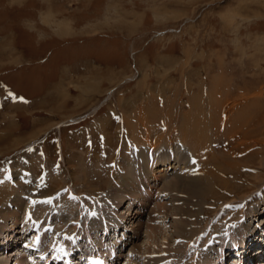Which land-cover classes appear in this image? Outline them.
<instances>
[{
    "label": "rangeland",
    "instance_id": "rangeland-1",
    "mask_svg": "<svg viewBox=\"0 0 264 264\" xmlns=\"http://www.w3.org/2000/svg\"><path fill=\"white\" fill-rule=\"evenodd\" d=\"M194 101H201L205 113L212 109L217 123L219 110L225 107L232 123L248 124L244 128L250 130L248 134L237 138L245 143L239 148L233 144L234 156L225 145L217 153L218 166L226 174L223 181L229 186H215L208 200L204 195L198 241L191 244L178 237L182 218L175 215L187 197L173 198L163 192L159 196L166 181L161 177L155 190L158 186L150 178L153 192L144 216L135 218L142 203L128 201L116 208V220L110 215L100 223L114 227L125 220L124 210L134 203L125 232L129 236L132 231L133 243L129 246L123 240L131 252L125 264H159L152 257L168 256V248L178 250L180 257L190 251L183 261L160 264H202L192 258L203 244L205 249L212 247L209 261L219 264L222 240L209 236L211 230L216 228L219 234L229 211L241 213L242 221L249 220L250 225L254 209H260L264 201V0H0V195L3 187L15 190L9 203L0 200V238L16 222L19 232L35 228L24 227L26 210L16 207L15 197H24V208L43 204V217H32L35 224H45L47 219L54 227L66 223V232L50 237L58 245L68 247L64 244L82 237L86 228V235L94 234L98 225L90 227L89 219L101 216L89 212L108 192V186L98 185L95 173L112 181L117 169L127 171L128 161L137 164L139 151L150 160L154 151L150 147L157 148L154 155L170 151L166 132L180 126L186 112L194 109ZM145 114L149 118L144 123ZM125 119L137 127L132 128L135 134L128 132ZM81 165L88 173L87 185L77 178ZM180 172L171 170L168 181ZM29 184L44 187L47 193L40 196L36 190L31 197L24 192ZM262 227L256 236L264 232ZM227 247L228 253L235 251L234 245ZM263 260L264 256L245 264Z\"/></svg>",
    "mask_w": 264,
    "mask_h": 264
},
{
    "label": "bare ground",
    "instance_id": "bare-ground-1",
    "mask_svg": "<svg viewBox=\"0 0 264 264\" xmlns=\"http://www.w3.org/2000/svg\"><path fill=\"white\" fill-rule=\"evenodd\" d=\"M229 96H230V94H229ZM210 100H212V99H210ZM216 100L217 99L215 98V101ZM229 100H230V97L228 98L227 101H229ZM198 102H199V104H198ZM218 102L219 101L217 100L216 103H218ZM193 104L195 105L194 109H192L190 107L192 110L189 112H186L183 121L182 120H181L182 122L180 121L181 124L179 127H177L179 130H176L177 128L175 127L176 129H173V130L170 129V131L167 130L168 132H166V133H168L167 137H169L168 140L170 143V146H169L170 151L163 149L164 151H161V153L159 151V154L154 155L157 148L155 149L154 147H150V149H152L151 151L154 150L153 154L151 155L152 156L151 160L148 157L144 156V152L139 151V153H138L139 157L138 158L136 157L137 158V164L135 162V165H134L132 162L128 161L130 164L127 162L128 166L125 165V170H127V171L124 172V174H123V168L120 169L121 171H117L118 170L117 169L116 170L117 174H115V176H114V174H112V176H114V180L111 178L113 182L110 179L105 180V178H103L101 175L99 177L95 173V176L98 177V182H97L98 185L99 186L105 185L106 187L108 186V192L104 195L105 202H104V200L98 201L96 203L95 208L89 212V213H95V214H98L101 216L99 220H97L95 218H91V220H90L88 218L89 219L88 224L90 225V227L94 223H95V225L99 226L100 223L104 222L103 219L106 217L109 218L110 215H111L110 218H112L113 220H116V218H117L116 216L118 214L116 211V208H119L121 206V204L125 205L128 201H131V202L134 201V203H135L137 200L140 203V205L142 203V205L140 207H137V210L135 213V216H136L135 218L138 219V218L142 217V212H144V214H145L144 210H145V208H147V206H146L147 201L151 198L152 192H153L152 191V185L151 186L149 185L150 184V178L153 179L151 181L152 184H154V186H156V187L158 186L155 190H158L159 185H160L159 184L160 178L164 177L163 181H166V182H165V185L158 192L159 196H160V193L163 192V193H166L165 195H169V197H173V198H180L181 194L183 196L187 197L184 200L185 201V204H184L185 207L183 206L182 208L177 209L176 213H175V215H178V217L182 218V220L179 221V227H180V225H182V229H178V231H177L178 237L181 239H186V240L192 241L191 244L195 240L198 241V237H197L196 232L198 233V227L197 226H199L202 223V219L199 216L203 214V210H204V206H205L204 200H203L204 195L207 196V200H208L209 196H211L212 194H215V189H216V188L214 189L215 186L220 187L221 185H224V187H226V184L228 183L226 181H223L222 177H224L223 175H226V174H225V171L218 166V164L220 162V156H217V153L220 152L221 151L220 148H222V146L225 145V146H228V148L231 152V155H233V154L235 155L236 152H235V148L233 147V144L235 143L236 147L243 145L245 142L244 141L242 142L240 140L237 141V138L240 135L246 136V134H248L247 132H249L250 130L249 131H248V129H247V131L244 130V128H246V126L248 124L246 125L244 123L245 124L244 125V124H241L240 122H233L232 123V120H231L232 117L227 114V109L225 107L224 108L222 107L219 110L220 111V113H219V115H220L219 120L220 121L217 123V118H215L214 115L210 114L212 109H210V111L208 113H205L206 111L205 112H203L204 110L201 111V109H202V107L200 106L201 101H197V102L194 101ZM227 104H224V105H227ZM211 106L212 105L210 104V107ZM207 107H204V109H206ZM98 109L99 108H96V111ZM149 109H151V108H149ZM170 110H171V108H170ZM150 111H152V110H150ZM150 111H148V112H150ZM153 111H154V109H153ZM151 114H153V113H151ZM151 114H150V116H151ZM222 117H223L224 121H222V119H221ZM148 118H149V116L143 115V118H142L143 121H141V122H144V120L148 119ZM177 118H179V117H177ZM177 120H179V119H177ZM197 121H199V122H197ZM126 123H127L126 126H128V129L130 130V131L128 130V132L129 133L132 132L133 134H135L134 131L132 130V128L137 129V127H135V125H131L128 120L125 121V124ZM101 125L103 128H105L107 126V124L104 122H102ZM161 133H163V132H161ZM147 134H148V132H147ZM164 136H165V134H164ZM142 137H144V136L142 135ZM147 137H149V136H147ZM150 137H152V135ZM221 140H223V141H221ZM150 141L151 140H149V141L147 140L148 144H151ZM146 145H147V143H146ZM182 156L185 157L186 159H182ZM113 157H111V159ZM192 157L194 159H196L197 163L194 164L195 160H191ZM231 161H232V159H231ZM107 162H108V159H107ZM191 163H193L194 165L190 166ZM97 165L94 164L93 166H97ZM145 165L147 166L146 169H145ZM81 167H82L83 171H81V174L77 178L79 180H81L82 183H85L87 185L86 180L89 178L88 173L84 172L85 170H84L83 165H81ZM94 168L98 169L101 167L97 166ZM136 168H137V170H135ZM228 169H230V168H228ZM171 170H173L175 172L176 171H181V172L178 175H176L172 181H168L169 178H167V177H168ZM98 171H100V170H97V172ZM79 172H80V170L78 171V173ZM98 173H100V172H98ZM72 178H73V175H72ZM259 179H260V177L256 178V180H259ZM21 180H23V179H21ZM24 186H26L25 189H28V191L27 190L24 191L25 189H22L23 186L21 189L25 192V194H31L30 195L31 197H33L34 194L36 195V192L34 193V191H36V190L39 191L37 194H39L40 196H45L44 194L47 193V189L44 187H40V186L35 187L32 184L24 185ZM142 186L146 187V189L144 191L142 189H140V188H142ZM221 188H222V186H221ZM217 189H219V188H217ZM1 190H3V192L0 195V200H2V203H6V204L9 203V202H7V201H10V199H8V197L10 195H12V193L15 190L13 188L10 189L8 187H3ZM11 190H12V192H11ZM220 192H221V190H220ZM32 193H34V194H32ZM18 194H20V193H16V196H18ZM159 199H161V197H159ZM195 199H197L198 204L193 203V201ZM12 200L17 202L16 207L18 209H20V210L24 209V211L26 210V216H25L26 220L25 221H24V219L22 220V222L24 221V223H23L24 227H29L30 225L36 227V225H38V223L35 224L32 217H36V216L39 217V215L41 217H43V213H45V210H46V209H44L45 207L43 208V204L33 203L32 205L30 204L29 206L26 205V207L24 208V200H25L24 197L22 199H21V197H15ZM178 200H183V199H178ZM13 201H11V204H13L12 203ZM131 202L128 205V208L126 210H124V213L122 214V215H124L123 219L126 220L125 224L129 220L132 219L131 217H133V213L135 212V210L133 211V209H132V206L134 203L132 204ZM259 204H260V209H259L260 211L257 210V208L254 209L255 214L252 217L253 219H252V223L250 225H248L249 220L248 221L247 220L242 221L241 213H235V212L229 211V213H227L223 217L224 218V220H223L224 222L222 223L223 226L218 228L219 234L218 235L216 234L217 233L216 228H213L211 230V233L209 236L217 237V238H220L222 240L221 245H222L223 250L220 253H219V251H217L218 256L220 255L219 258L221 257V261L219 264H221V262H222V264H227L228 261H231V260L235 261V264H245L247 260L254 262V261H258V260L262 259V257L264 256V232H261L259 236H256V234H257L258 229H259L258 227L263 226L262 231L264 230L263 229L264 228V201H261V203H259ZM196 206L198 209L196 211H193V209H195ZM190 207H191V210L189 209ZM7 209H10V208H7ZM35 210H37V212H35ZM262 210H263V212H262ZM62 211L65 212L66 208L64 209V207H63ZM11 215L14 217V220H16L15 219L16 213L13 212V213H11ZM127 215H128V217H127ZM114 217H115V219H114ZM184 217H187L188 220H184ZM192 217H196L197 219L195 221H192L193 220ZM120 219L121 218L119 217L118 221H120ZM17 220L19 221V219H17ZM48 220L49 219H47V222H48ZM121 221H122V219H121ZM238 221H242V222L236 224ZM129 222L131 223V221H129ZM253 222L258 223V226L254 227L255 225L253 224ZM115 223H118V222L116 221ZM134 223L135 222H133V224ZM17 224H19V223H17V222L14 223V226L11 227L10 232H8L7 236L2 235V238H0V247H3V249L0 250V264H13V263H11L12 261L11 262L9 261L10 258H12V257H15L17 260L15 264H26L27 262H28V264H30L31 261L36 262V264H43V263L46 264L47 261H44V256L47 255V253L49 252L47 250V248L49 249L50 247H47L46 249L44 248V250L39 249L41 252H38V251L37 252H35V251L30 252L28 247H31L33 245L32 242H34V241H32V242L30 241L29 243H27L25 240H27L26 238L28 237V234H27L28 232H26V231H28V229H24V230H22V232H19L18 231L19 226L15 228V226ZM20 225H22V224H20ZM89 225H87V226H89ZM113 225H115V224H113ZM85 226H86V223H85ZM66 227H67L66 223H61V225H59V226H55V227L53 226L52 230H49V231L52 234L57 235L59 233L64 232L66 230ZM43 228H45V227H43ZM187 228H189L188 231L186 230ZM84 229H85V227H84ZM86 229L83 231L84 235L82 234L83 235L82 237L86 236V234H85ZM150 229L155 232L154 227H151ZM123 230L120 228V231H123L122 236L124 237V240L126 239L125 242H127L129 236L126 235L125 232L127 231V234H128V231H129L128 225H126L125 228H123ZM107 232L109 234H111V230H109ZM1 233H3V232H1ZM25 234H26V236H25ZM46 234L48 235V233H46ZM20 235H22V237L18 238V236H20ZM237 236H240V237H237ZM97 238H99L98 234L95 235V237H93V239L90 238V241L93 243H98L99 240ZM129 238H133L132 235H130ZM229 240L231 242L229 245H232V247L234 245V249L239 248V250H235L232 253H228V249H230V247H227V246H229L227 244V241L229 242ZM51 241L53 242L54 247H55V245L59 244V242L55 243L54 240H51ZM35 242L39 245L41 244L40 243L41 240L40 241L35 240ZM24 243H25V246L23 248H21V246ZM123 243H124L123 240L117 239L116 243L113 244V247H116L118 249V247L122 246ZM194 243H196V242H194ZM41 246H42V244H41ZM64 246H65V244H64ZM125 246H126V248L128 247V245H125ZM203 246L205 247V244H203ZM74 247H75V245L72 246L71 249H73ZM204 247L196 249V253L198 255H196V257H195V255H193L192 260L197 261V262L200 260V261H202V264H213L211 261H209L210 260L209 254H210V250L212 247L206 248V249ZM136 248H134V249H136ZM193 248H195L194 244H193ZM71 249H69V246H68V247H65L64 249H62V251L66 252V253H68V252L70 253ZM56 250L53 249L52 253H54ZM188 250L190 251V248L187 249L183 254L184 255L187 254L189 252ZM166 251H168L167 253H169L168 256L166 255L163 257L162 254H160V256L158 255V257L157 256L152 257V259L150 257V259L151 260H157L156 263L160 264L162 262L170 261L173 259H175L176 261L178 259L183 261V259L185 258L184 255H182L181 257H180V255H176L178 250H175V249L171 250L168 248V250H166ZM172 251L173 252L175 251V253L173 254ZM62 254H63V252H61V255ZM21 255H22V258L20 257ZM108 255L110 258H112V257L117 258V256L119 257V255L122 256V251L116 252V250L113 249V251H110ZM58 257H62V256H58ZM68 257H69V255L66 254L64 258H68ZM4 259H6L5 263L2 262V260H4ZM105 262L110 264V262H112V260L105 261ZM261 263L264 264V260L258 264H261Z\"/></svg>",
    "mask_w": 264,
    "mask_h": 264
},
{
    "label": "snow or ice",
    "instance_id": "snow-or-ice-1",
    "mask_svg": "<svg viewBox=\"0 0 264 264\" xmlns=\"http://www.w3.org/2000/svg\"><path fill=\"white\" fill-rule=\"evenodd\" d=\"M47 202H48V203H51V200H48Z\"/></svg>",
    "mask_w": 264,
    "mask_h": 264
}]
</instances>
